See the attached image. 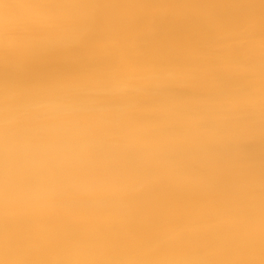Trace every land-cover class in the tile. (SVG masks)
I'll list each match as a JSON object with an SVG mask.
<instances>
[{"label": "bare ground", "instance_id": "1", "mask_svg": "<svg viewBox=\"0 0 264 264\" xmlns=\"http://www.w3.org/2000/svg\"><path fill=\"white\" fill-rule=\"evenodd\" d=\"M0 264H264V0H0Z\"/></svg>", "mask_w": 264, "mask_h": 264}]
</instances>
